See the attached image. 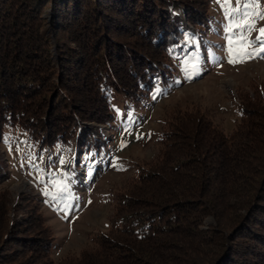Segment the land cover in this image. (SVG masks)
<instances>
[{
    "label": "trees",
    "instance_id": "obj_1",
    "mask_svg": "<svg viewBox=\"0 0 264 264\" xmlns=\"http://www.w3.org/2000/svg\"><path fill=\"white\" fill-rule=\"evenodd\" d=\"M205 2L0 0V141L12 123L41 126L46 143L76 117L109 123L113 95L141 97L167 75L161 53L179 32L169 3L199 21ZM238 110L230 133L201 110L176 114L159 154L115 194L97 249L68 264H264V99ZM11 227L0 219V264L30 263L5 247L26 237L43 243L37 264L49 239Z\"/></svg>",
    "mask_w": 264,
    "mask_h": 264
},
{
    "label": "rangeland",
    "instance_id": "obj_2",
    "mask_svg": "<svg viewBox=\"0 0 264 264\" xmlns=\"http://www.w3.org/2000/svg\"><path fill=\"white\" fill-rule=\"evenodd\" d=\"M205 4V17L196 21L187 18L184 8L175 9L169 3L167 9L174 13L179 30L169 35L171 43L161 53L169 71L141 97L129 99L122 92H112L109 123L94 121L88 127L87 121L76 117L67 125V138L63 134V138L47 143L41 126L12 123L4 128L0 141V219L8 217L18 236L49 239L47 255L43 253L38 262L37 258V264H68L97 249L94 237L111 226L115 194L127 192L140 167L159 154V137L176 114L201 110L230 133L240 120L238 104L264 99V52L244 63H229V19L217 0H206ZM256 4L255 10L264 13V0H256ZM232 6L238 7L236 0ZM253 19L255 29L248 36L253 43L246 51L259 47L257 37L264 28V19ZM52 52L55 55L54 46ZM185 61H189V71L198 64L199 74L193 73L189 79ZM80 126L89 134L80 132ZM54 181L68 187L62 199L44 194L56 191ZM24 239L15 238L5 247L16 249L19 261L33 263L43 243ZM4 245L0 243V248Z\"/></svg>",
    "mask_w": 264,
    "mask_h": 264
},
{
    "label": "snow or ice",
    "instance_id": "obj_3",
    "mask_svg": "<svg viewBox=\"0 0 264 264\" xmlns=\"http://www.w3.org/2000/svg\"><path fill=\"white\" fill-rule=\"evenodd\" d=\"M221 7L225 11V16L229 19V23L226 25V30L231 33V36L226 37L229 41V59L228 62L244 63L249 59L259 56L264 52V28L259 30V36L257 37V42L259 44L258 48L252 49L251 51H246L249 48L252 41H249L248 36L255 29V21L253 17L259 16L260 19H264V13H258L255 9L258 7L256 0H236L238 7L232 6V0H217ZM236 41L233 43V41ZM196 57H192V60H196ZM189 61H185L184 71L188 73V78L191 79L192 74H199L198 64H193L191 66V71H189ZM139 138V137H138ZM52 187L56 189L55 192L45 191L46 196H50L53 200H59L68 193V187L66 184H59L53 182Z\"/></svg>",
    "mask_w": 264,
    "mask_h": 264
}]
</instances>
